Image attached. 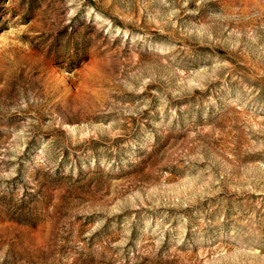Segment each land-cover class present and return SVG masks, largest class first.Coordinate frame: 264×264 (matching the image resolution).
<instances>
[{"label":"rangeland","instance_id":"rangeland-1","mask_svg":"<svg viewBox=\"0 0 264 264\" xmlns=\"http://www.w3.org/2000/svg\"><path fill=\"white\" fill-rule=\"evenodd\" d=\"M0 264H264V0H0Z\"/></svg>","mask_w":264,"mask_h":264}]
</instances>
